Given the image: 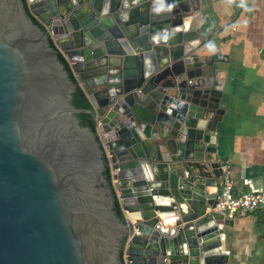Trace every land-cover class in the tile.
I'll return each instance as SVG.
<instances>
[{"label":"water","instance_id":"water-1","mask_svg":"<svg viewBox=\"0 0 264 264\" xmlns=\"http://www.w3.org/2000/svg\"><path fill=\"white\" fill-rule=\"evenodd\" d=\"M162 2L175 7L155 11ZM202 9L0 0V264L228 263L235 217L216 208L215 138L226 76L200 34ZM79 85L92 108L73 104ZM100 135L134 222L115 210Z\"/></svg>","mask_w":264,"mask_h":264},{"label":"crops","instance_id":"crops-1","mask_svg":"<svg viewBox=\"0 0 264 264\" xmlns=\"http://www.w3.org/2000/svg\"><path fill=\"white\" fill-rule=\"evenodd\" d=\"M202 8L200 34L221 54L226 76L219 157L237 192L264 190V0H202ZM127 217L134 222L140 212ZM234 217L224 228L227 264H264V208Z\"/></svg>","mask_w":264,"mask_h":264},{"label":"built area","instance_id":"built-area-1","mask_svg":"<svg viewBox=\"0 0 264 264\" xmlns=\"http://www.w3.org/2000/svg\"><path fill=\"white\" fill-rule=\"evenodd\" d=\"M261 52L264 54V47L261 48ZM99 123L97 122V128ZM102 140L103 149L106 152V156L109 157L108 153V143L104 141L102 135H100ZM223 174L220 181V193L218 195V200L216 203V208L223 211L227 215L234 217L236 215L247 214L254 212L258 209L264 208V190L260 191H249V192H237L235 190V184L231 176V170L229 164L223 165ZM111 169V179L114 186V190L117 196V199L120 202L122 210L127 217V210L124 208V199L122 197V191L117 185V178L115 174L117 173L116 169ZM132 235H128L124 247H123V260L128 262L129 253H128V243L129 238Z\"/></svg>","mask_w":264,"mask_h":264},{"label":"trees","instance_id":"trees-1","mask_svg":"<svg viewBox=\"0 0 264 264\" xmlns=\"http://www.w3.org/2000/svg\"><path fill=\"white\" fill-rule=\"evenodd\" d=\"M26 6L28 7V5L26 4ZM35 22L39 23V21L34 18ZM51 43L54 45V41L51 40ZM60 58L63 62L66 63V66L68 68V70L70 71V76L73 80H76V76L74 74V72L72 71L67 59L65 58V56L60 53ZM73 104L78 107V108H86V109H90L93 107L92 101L90 100L87 92L85 91V89L82 86H78L77 90L73 93ZM80 122L82 125L84 126H90L93 130H97V121L94 118V116L90 113V112H83V113H78L77 114ZM105 160L107 163V170H106V174L107 177L109 179V181L112 183V179H111V169L109 166V160L108 157L105 155ZM114 194L116 196L115 190H114ZM115 210L118 214L119 217H121L122 219H125V214L122 210V207L120 205L119 200L117 199L116 196V206H115ZM121 256L123 258V249H122V253Z\"/></svg>","mask_w":264,"mask_h":264},{"label":"clouds","instance_id":"clouds-1","mask_svg":"<svg viewBox=\"0 0 264 264\" xmlns=\"http://www.w3.org/2000/svg\"><path fill=\"white\" fill-rule=\"evenodd\" d=\"M173 7H175V4L174 3H164V2H162V3H159V4H157V5H155V7H154V10L155 11H160V10H163V9H165V8H167V9H172ZM108 6H105L104 7V9H103V11L105 12V13H107L108 12ZM212 47H215L214 45H211Z\"/></svg>","mask_w":264,"mask_h":264}]
</instances>
